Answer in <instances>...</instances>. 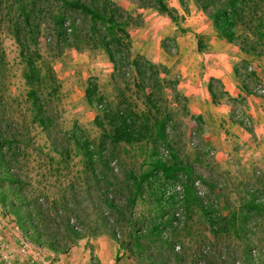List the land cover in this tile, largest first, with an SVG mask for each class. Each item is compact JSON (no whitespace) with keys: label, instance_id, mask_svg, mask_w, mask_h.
Segmentation results:
<instances>
[{"label":"trees","instance_id":"obj_1","mask_svg":"<svg viewBox=\"0 0 264 264\" xmlns=\"http://www.w3.org/2000/svg\"><path fill=\"white\" fill-rule=\"evenodd\" d=\"M130 1L173 23L182 19L167 0ZM177 1L185 13L192 1L214 36L236 45L241 54H264V0ZM135 22L113 0H0V207L25 237L54 255L67 254L89 236L109 233L117 240L116 231L121 230L119 249L136 264H187L188 251L180 255L174 250V208L179 202L186 210L198 207L216 239L230 229L244 233V222L251 213L264 210V200L247 191L240 209L225 217L213 196L197 195L194 181H204L193 163L180 156L170 135L172 115L160 93L167 85L160 76L168 69L132 55L128 29ZM5 38L13 41L20 66L22 86L14 94L9 92L14 75ZM197 48H206L203 39H197ZM67 50L100 52L112 65L110 95H104L95 80L84 89L85 102L96 111L94 132L77 123L64 131L58 123L62 85L52 64ZM175 87L170 86L177 101ZM208 91L216 102L218 90L211 82ZM127 157L134 161L131 165L124 164ZM74 158L76 171L70 167ZM137 159L141 162L135 166ZM31 162L40 170L35 175L28 167ZM50 177L57 182L52 194L43 186ZM71 177L77 183L61 181ZM176 183L183 187L181 200L168 193ZM139 202L145 211L136 216ZM201 252L200 257L207 254ZM260 255L247 251L243 264L261 262ZM195 258L189 262L194 264Z\"/></svg>","mask_w":264,"mask_h":264},{"label":"rangeland","instance_id":"obj_2","mask_svg":"<svg viewBox=\"0 0 264 264\" xmlns=\"http://www.w3.org/2000/svg\"><path fill=\"white\" fill-rule=\"evenodd\" d=\"M113 1L136 18L135 24L130 25L128 29L132 40V55H141L146 60L168 69L167 74H161L160 76L167 83L160 93L167 100L166 108L172 115L171 125L173 130H171L170 135L177 142L180 156L187 158L193 163L197 175L204 181L202 189L206 190V195H211L215 198L219 213L226 217L231 212H237L241 207V201H246L248 197L247 191L251 189L255 190L264 200V177L261 176L260 170L247 172L243 170L246 169L245 167L243 169L238 168L237 163H234L236 162L235 156H230L231 163L228 164V170H215L214 160H212L214 150L211 145L218 141L222 142L220 134L221 132L225 134V127L214 121V114L210 111V108L217 106V103L220 104V101L217 99L216 102L212 101L206 86L207 83L205 84L202 81L206 75L205 62L202 55L213 49V47L218 49L216 47L217 44L215 46L208 44V41L214 36L208 19L192 1H188V11L185 13L177 0H167V4L177 9L179 16L182 18L178 23H173L166 15L160 14L154 9L140 8L130 0ZM198 38L203 39L206 45L202 52L198 51L197 48ZM3 46L14 75L10 82L9 92L14 94L20 91L22 86L17 50L13 41L7 38L4 39ZM209 46L211 49L207 48ZM52 67L62 85L58 123L64 131L69 130L73 124L77 123L84 130L94 132L92 120L96 111L85 102L84 89L88 81L95 80L99 90L104 95H110L114 83L111 79L113 74L112 65L100 52L67 50L61 58L53 61ZM241 68L243 70L245 67L243 68L242 66ZM240 80L242 83H246V86L240 83V88H249L250 74L244 78L240 77ZM172 84H176V92L179 94V100L177 101L174 100V93L170 88ZM212 84L214 88L218 86L214 82ZM202 89L205 97L207 93L210 98L209 101L206 98L205 100L201 99L200 93ZM217 93L219 96V91ZM195 96L198 97V100L194 99ZM204 101L206 102L204 103ZM192 102L201 104L203 116L191 114L189 107ZM138 105L142 107L140 102ZM224 105L229 107V104ZM230 105L228 114L231 113L233 118L235 117V112L243 111L242 107L244 105L242 103ZM195 117H200V121L194 120ZM41 141L42 138L40 136L37 139V143L40 144L42 143ZM132 162L134 161L129 160L128 157L124 160V164L127 165L128 163L131 165ZM140 162L141 160L137 159L134 163L135 166H138ZM37 166V163L31 162L29 164L28 167L35 169L31 172L32 175H35L37 171L40 172ZM70 167L73 168V171L79 168L77 158L72 160ZM120 168H122L121 165ZM73 178H63L61 181L65 184L68 181L77 183ZM223 181H225L226 185L219 186ZM56 183L55 178L50 177L47 181H43V186H47L46 189H49V193L52 194L55 191L54 186ZM117 199H121V197L117 196ZM144 211L145 206L139 202L135 207V215L139 216ZM174 211L181 213L183 216L173 232L174 250L180 255L183 250L188 251L187 264H191L189 262L191 257H196L194 264H231L234 261L243 264L247 251L263 253L264 210L250 214L244 222L247 226L244 233L236 234L230 229L228 234L221 235L216 239H213L210 235L208 225L202 218L198 207L189 206L186 210L185 204L183 206L179 202L175 206ZM81 229L85 231L84 228ZM123 235L124 232L121 230L116 231L118 241L111 237L109 233L89 236L88 238L99 239L104 237L119 247V240L122 239ZM25 239L36 250L37 256L32 253L25 256L19 254V242ZM0 244L3 246L1 248L2 257L0 258V264H17L20 258L26 256L34 258L32 264H40V259L53 263L56 257L59 256L54 255L47 248L35 245L30 239L25 237L18 230L14 218L9 214H5L1 207ZM203 249L207 254L205 256L202 254L201 257L198 256ZM120 251L128 257L127 252L123 249H120ZM261 257L262 261H258L257 264H264L263 255Z\"/></svg>","mask_w":264,"mask_h":264},{"label":"crops","instance_id":"obj_3","mask_svg":"<svg viewBox=\"0 0 264 264\" xmlns=\"http://www.w3.org/2000/svg\"><path fill=\"white\" fill-rule=\"evenodd\" d=\"M208 44L210 46L217 44L216 47L218 49H214V47L211 49L209 46L207 48L211 50L202 55L206 68V75L202 81L205 84L207 83V87L210 82L218 85L215 88L219 91L218 101H220V104L217 103V106H212L210 111L214 114V121L225 127V134L223 132L220 134L222 142L218 141L211 145L214 150L212 160H214L215 170H228V164L231 163L230 156H235L236 162L234 163H237L238 168L243 169L245 167L246 169L243 170L247 172L260 170L261 176L264 177V98L252 93V89L256 86L264 88V54L258 57L243 55L239 52L236 45L226 43L215 36L208 41ZM242 66L243 68L250 67L251 69L246 74H250L251 79V81L249 80V88H246L247 90L249 89V94L241 90L242 87L240 88L241 84L246 86V83H242L240 80V77L244 78L246 76L241 72ZM236 71L237 75L235 74ZM200 94L202 100L206 98L209 101L210 98L207 93L205 97L203 89ZM194 99L198 100V97L195 96ZM239 103L244 105L242 107L243 111H241L242 114L252 122L250 129H246L241 122L235 120L231 113L228 114L230 104ZM224 104H229V107ZM189 108L191 114L197 116L203 114L202 106L199 102L190 103ZM223 182L219 186H225V181ZM251 192H253V189H251ZM254 192L256 193L255 190ZM220 198L222 197L220 196ZM33 259V257L26 256L20 258L17 264H32ZM51 264L136 263L122 253L118 246L112 244L104 237L99 239L86 237L77 241L67 254L56 257Z\"/></svg>","mask_w":264,"mask_h":264},{"label":"built area","instance_id":"obj_4","mask_svg":"<svg viewBox=\"0 0 264 264\" xmlns=\"http://www.w3.org/2000/svg\"><path fill=\"white\" fill-rule=\"evenodd\" d=\"M250 70H251L250 67H246L241 72H242V74H247L250 72ZM252 93L264 98V88L261 86L254 87L252 89ZM234 119L241 122L246 129H250L252 127L251 120L248 117L244 116L241 111L235 112ZM194 188H195L196 193L199 197L204 198L206 196V190L202 189L203 187H202V183L200 181H198V180L194 181ZM168 193L169 194H175L177 200H181L183 198V194H184L183 193V187L181 184L176 183L168 189ZM175 217H176V221L173 222V225L177 226L180 223L183 216L181 213L175 212ZM2 247H3L2 244H0V258L2 257V253H1ZM18 252L22 256H25L29 253L35 254L37 256L36 250L33 248V246L26 239L20 240ZM251 252L253 254H256L255 251H251ZM262 255H264V249H263ZM40 264H51V263L48 261H45L43 259H40Z\"/></svg>","mask_w":264,"mask_h":264}]
</instances>
